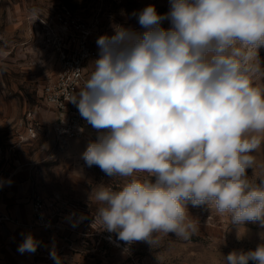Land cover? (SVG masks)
I'll use <instances>...</instances> for the list:
<instances>
[{
    "label": "clouds",
    "instance_id": "1",
    "mask_svg": "<svg viewBox=\"0 0 264 264\" xmlns=\"http://www.w3.org/2000/svg\"><path fill=\"white\" fill-rule=\"evenodd\" d=\"M169 2L163 15L151 4L133 13L142 32L116 25L98 37L94 68L68 98L97 132L82 154L89 167L114 178L147 173L94 190V219L127 244L152 246L158 233L189 239L199 227L189 203L229 212L236 225L264 224V181L247 173L264 141V90L253 85L264 79V0ZM38 245L29 233L18 251ZM223 259L264 264V244Z\"/></svg>",
    "mask_w": 264,
    "mask_h": 264
},
{
    "label": "rangeland",
    "instance_id": "2",
    "mask_svg": "<svg viewBox=\"0 0 264 264\" xmlns=\"http://www.w3.org/2000/svg\"><path fill=\"white\" fill-rule=\"evenodd\" d=\"M150 4L162 15L170 8L169 0H0V173L10 177L7 188L19 208L7 213L11 220L0 228V264H56L53 251L62 264H225L229 252L264 244V224H233L231 213H219L214 205L189 203V214L199 221L196 233L189 239L158 233L152 246L120 241L94 219L101 206L93 198L97 185L118 190L147 173L114 178L89 167L82 154L93 135L62 146L41 89L56 76L61 51L75 34L87 33L96 44L101 35H113L116 25L142 32L133 13ZM33 9L39 10L36 20ZM162 27L169 28V21ZM259 56L264 61V47ZM89 68L88 76L94 65ZM253 85L264 90V79ZM253 155L247 173L255 185L264 181V141ZM38 195L47 202L49 226L34 222L32 200ZM29 233L39 241L37 250L20 253Z\"/></svg>",
    "mask_w": 264,
    "mask_h": 264
},
{
    "label": "built area",
    "instance_id": "3",
    "mask_svg": "<svg viewBox=\"0 0 264 264\" xmlns=\"http://www.w3.org/2000/svg\"><path fill=\"white\" fill-rule=\"evenodd\" d=\"M87 32V31H86ZM114 35V33H113ZM69 46L61 51L60 68L54 78L47 81L42 89V97L52 115V126L62 146L67 140L86 135L97 136V132L80 115L77 107L68 101L70 94L81 90L88 78L90 64L98 58L97 44L84 35L75 34ZM76 70H79L77 72ZM32 133L33 129L30 130ZM0 178L9 181L10 177L0 173ZM8 183L0 187V205ZM33 219L36 224L49 226L51 216L47 213V202L40 195L32 200ZM11 217L0 207V228Z\"/></svg>",
    "mask_w": 264,
    "mask_h": 264
},
{
    "label": "crops",
    "instance_id": "4",
    "mask_svg": "<svg viewBox=\"0 0 264 264\" xmlns=\"http://www.w3.org/2000/svg\"><path fill=\"white\" fill-rule=\"evenodd\" d=\"M13 194L14 193L9 188L6 187V189L3 193V197H2V201H1V205H0L1 209L6 213H8V212L12 213V212H14V209H19L18 206L13 205V203H12V201H14L12 198Z\"/></svg>",
    "mask_w": 264,
    "mask_h": 264
}]
</instances>
